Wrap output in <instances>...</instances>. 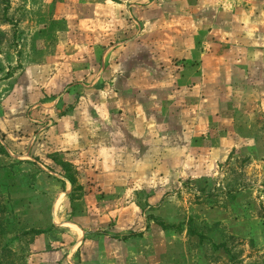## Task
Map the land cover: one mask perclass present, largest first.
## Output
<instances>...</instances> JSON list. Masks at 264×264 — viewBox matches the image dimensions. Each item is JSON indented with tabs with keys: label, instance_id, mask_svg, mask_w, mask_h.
<instances>
[{
	"label": "rangeland",
	"instance_id": "1",
	"mask_svg": "<svg viewBox=\"0 0 264 264\" xmlns=\"http://www.w3.org/2000/svg\"><path fill=\"white\" fill-rule=\"evenodd\" d=\"M249 95L264 0H0V264H264Z\"/></svg>",
	"mask_w": 264,
	"mask_h": 264
},
{
	"label": "crops",
	"instance_id": "2",
	"mask_svg": "<svg viewBox=\"0 0 264 264\" xmlns=\"http://www.w3.org/2000/svg\"><path fill=\"white\" fill-rule=\"evenodd\" d=\"M255 50L256 49H248V52L250 53V54H255L256 52H255ZM251 67H256V64L255 63H252V62H250L249 63V65L246 67L247 69L248 68H251ZM262 96V95H261ZM246 102L248 103V105L246 106V107H243L242 108V110H237V109H234V110H232V111H228V112H232V117L234 116V115H237V118H243V119H245L244 121H246V119H248V118H250V120L249 121H247L246 123H244L243 125H242V127L244 128V132H249V129H252V128H254L255 127V125H256V123H257V119L259 118L258 117V115H259V111H257V109H256V107L260 110H262L263 108H264V97H260V96H253V95H249V97H247L246 98ZM254 102H259V104H253ZM260 102H262V103H260ZM262 105H263V107H262ZM264 110V109H263ZM231 125H233V126H235V124H231ZM241 127V128H242ZM251 132H254V131H251ZM229 133H232V131H230V132H228V134ZM221 141V142H220ZM220 143L217 145V151H222L223 152V150H225V149H229V147H230V149L232 148L231 146H233V137H231V136H225V137H223V138H221L220 139ZM214 149V148H213ZM214 151V150H213ZM220 155H222L221 153H219ZM188 221V220H187ZM159 227V226H158ZM161 229V228H160ZM162 230V229H161ZM205 242H206V239H204V240H202L201 242L199 241V239L197 240V243L199 244V245H201V246H208L207 244H205ZM221 246V247H220ZM211 248L212 249H215V250H219V249H222V252H224L225 251V249L224 248H226L227 249V246H223V245H211ZM227 257H228V260H229V262L231 261V260H233L232 259V257L230 256V255H227V254H225ZM211 256V255H210ZM210 256H208V257H206L207 258V260H209L210 261ZM235 256V255H234ZM234 261V260H233Z\"/></svg>",
	"mask_w": 264,
	"mask_h": 264
},
{
	"label": "trees",
	"instance_id": "3",
	"mask_svg": "<svg viewBox=\"0 0 264 264\" xmlns=\"http://www.w3.org/2000/svg\"><path fill=\"white\" fill-rule=\"evenodd\" d=\"M66 179L69 181V183L71 185H74L75 182L70 177H67ZM155 222H156L157 225H159L161 227V229L163 231H167L169 228L170 229L173 228L174 230H177L176 229L177 227L174 226V225H166L163 222L158 221V220H155ZM9 226L10 225H8L7 221L5 222V226L4 227L0 225V233H2V231H4V229L8 228ZM178 230H179V228H178ZM186 231H187L188 235H195V237L197 239H199L200 242L205 239L204 236L202 235V233H200L196 228L191 226V221L190 220L187 221ZM42 233H43L42 230H36V229H29L28 231H25V233L23 232V234H25V235H40ZM224 249L227 250L226 248H224Z\"/></svg>",
	"mask_w": 264,
	"mask_h": 264
}]
</instances>
